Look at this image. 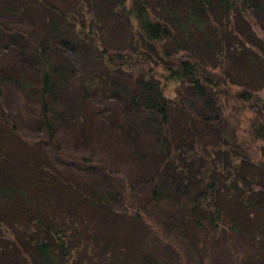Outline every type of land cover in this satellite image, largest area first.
Listing matches in <instances>:
<instances>
[{
	"label": "trees",
	"instance_id": "1",
	"mask_svg": "<svg viewBox=\"0 0 264 264\" xmlns=\"http://www.w3.org/2000/svg\"><path fill=\"white\" fill-rule=\"evenodd\" d=\"M0 8L38 14L57 40L89 56L100 70L98 82L110 87L109 76L128 73L135 89L122 93L137 121L153 115L161 122L154 146L144 152L159 158L156 172L184 182L189 167L183 160H211L200 180L187 179L191 195L176 205L179 223L202 231L204 244L219 230L236 236L246 226L264 260V160L240 150L246 142H264L258 94L264 87V0H0ZM108 37L117 44L110 46ZM34 47L42 64L41 119L49 129L56 69ZM162 79L177 84L173 98L165 96ZM172 110L184 117L176 136L165 125ZM206 129L208 137L201 138ZM125 185L122 193L109 192L57 169L17 130L0 86V264H189L152 220L159 193L144 200L130 192L127 175ZM160 246L171 253H154Z\"/></svg>",
	"mask_w": 264,
	"mask_h": 264
},
{
	"label": "rangeland",
	"instance_id": "2",
	"mask_svg": "<svg viewBox=\"0 0 264 264\" xmlns=\"http://www.w3.org/2000/svg\"><path fill=\"white\" fill-rule=\"evenodd\" d=\"M108 38L110 46L117 44L114 37ZM34 46L47 56L56 69L58 82L47 105L51 115L50 130L41 119L39 93L42 64ZM99 71L89 56L77 50L73 43L57 40L54 31L43 25L38 14L0 8V86L7 112L25 138L39 146L50 162L66 175L93 179L105 191L122 193L127 187L125 175L130 192L140 199H148L156 190L161 201L152 220L162 227L168 243L175 244L185 252L189 264H264V260L256 256L257 242L248 236L246 226L236 236L219 230L210 243L204 244L202 231H197L189 222L184 225L179 223L180 214L176 211V205L187 194L191 195L184 187L188 184L187 179L200 180L199 171L202 172L211 160H183L182 163L189 167L184 182L165 170L157 173L159 158L146 157L144 152L154 146L157 127L161 122L152 119L153 115H150L147 123L137 121L135 106L128 103L122 93L124 89L125 93L135 89L128 73L109 76L112 86L108 87L102 81L98 82ZM90 75L93 83L88 86ZM27 82L31 85L24 87ZM161 84L165 96L173 98L177 84L165 79L161 80ZM258 94L264 99V87ZM193 109L199 111L194 104ZM182 119L183 116L172 110L165 123L171 135L179 134ZM195 129L199 130L200 126L195 125ZM208 131L206 129L204 134L201 131L200 137L207 138ZM201 140L207 142L208 139ZM180 142H183L182 139ZM240 150L255 161L264 160V142H246ZM84 158L88 162H105L106 170L96 163L81 161ZM124 205L123 202L120 208ZM178 226L183 236L179 235ZM146 243L152 246L153 240L148 239ZM159 249L154 253H171L170 247L160 246ZM205 252L207 256H204Z\"/></svg>",
	"mask_w": 264,
	"mask_h": 264
}]
</instances>
